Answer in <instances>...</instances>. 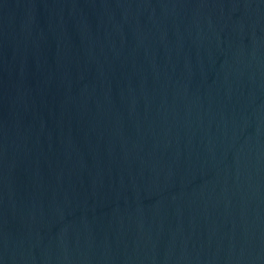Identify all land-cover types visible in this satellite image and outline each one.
Here are the masks:
<instances>
[{"label": "water", "instance_id": "95a60500", "mask_svg": "<svg viewBox=\"0 0 264 264\" xmlns=\"http://www.w3.org/2000/svg\"><path fill=\"white\" fill-rule=\"evenodd\" d=\"M0 264H264V0H0Z\"/></svg>", "mask_w": 264, "mask_h": 264}]
</instances>
